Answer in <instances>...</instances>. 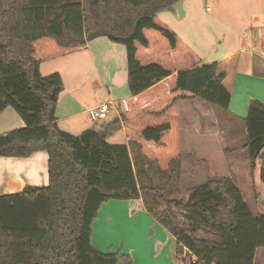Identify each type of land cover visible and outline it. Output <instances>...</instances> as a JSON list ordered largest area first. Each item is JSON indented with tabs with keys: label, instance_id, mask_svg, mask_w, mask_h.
Returning <instances> with one entry per match:
<instances>
[{
	"label": "trees",
	"instance_id": "obj_1",
	"mask_svg": "<svg viewBox=\"0 0 264 264\" xmlns=\"http://www.w3.org/2000/svg\"><path fill=\"white\" fill-rule=\"evenodd\" d=\"M180 1L0 0V114L11 108L24 124L0 135V157H48L47 187L0 197V264H132L121 252L93 248L91 227L106 202L138 199L175 240V256L186 248L204 264H254L264 248V215H251L230 179L208 180L185 200L170 198L181 175L175 104L201 101L227 112L240 62L236 53L204 65L161 22L157 14ZM99 37L126 52L129 98L114 107L127 145L107 141L111 128L79 136L59 129L61 77L39 72L41 63ZM244 129L253 170L264 150L260 102L249 103ZM149 174L159 182L146 181Z\"/></svg>",
	"mask_w": 264,
	"mask_h": 264
},
{
	"label": "crops",
	"instance_id": "obj_2",
	"mask_svg": "<svg viewBox=\"0 0 264 264\" xmlns=\"http://www.w3.org/2000/svg\"><path fill=\"white\" fill-rule=\"evenodd\" d=\"M219 1L216 3L217 13L210 19L204 17L205 13L212 12L209 8L201 15V0H182L171 9L157 14L161 22L190 47L204 65L214 62L212 59L219 49L223 53L222 58L236 53L240 55L227 112L201 101H179L175 104L179 116L181 175L173 183V192L178 191L177 186L182 184L186 174L205 175L208 178L206 181L228 178L239 189L233 175L240 164L238 155L243 161L242 165L248 163L247 152L243 149L244 120L248 106L251 101L264 105V0H227L232 7L229 6L225 11L229 21L226 24L220 21ZM92 44L98 53L100 67L91 54ZM114 44L105 37H99L94 42L87 43V47L80 53L41 63L39 72L42 76L57 73L61 77L63 89L55 109L59 129L79 136L87 130L103 132L106 128H111L108 139L120 136L122 144L127 145L128 138L122 125L115 124L118 114L114 107L115 102L124 103L129 98L127 94L124 95L127 93L126 57L119 44H116L117 47ZM102 45L107 50L117 52L119 64L116 71L109 68L106 55H101ZM62 64L70 66V74L59 70ZM108 102L112 104V112L110 111L108 117L104 120H93L91 112L94 108ZM201 105L210 106V119L203 120L196 113L186 119L184 126L180 110L187 107L195 111L194 106ZM205 117L207 116L204 115L203 118ZM23 127V122L13 109L6 108L0 114V135ZM182 133L186 134L185 145L182 143ZM237 141L240 145L235 147ZM188 161L190 170L185 174ZM47 164L48 157L45 152L35 153L29 158L0 157V197L18 194L26 186L47 187ZM101 221L104 232L96 239L93 227L95 224L100 225ZM92 225L91 244L101 253L119 251L129 256L132 264H174L175 240L146 211L141 199L106 202ZM107 235L111 236L109 241H106ZM101 239H104L103 243Z\"/></svg>",
	"mask_w": 264,
	"mask_h": 264
},
{
	"label": "rangeland",
	"instance_id": "obj_3",
	"mask_svg": "<svg viewBox=\"0 0 264 264\" xmlns=\"http://www.w3.org/2000/svg\"><path fill=\"white\" fill-rule=\"evenodd\" d=\"M218 1L219 0H201V5H200L201 15H203L205 13L206 8H209L210 10H212L211 13H205L204 14L205 19H210L212 15L217 13L218 8L216 7V3H218ZM219 3H221V6H220L221 13L219 15L220 21L223 24H226L229 21H228V19H226L227 16H226L225 11L227 10V8L232 7V5L229 4V2H227V0H220ZM233 7H236L235 4H233ZM200 27H202V26H200ZM202 30H203V27H202ZM201 34H203V32ZM96 39L89 41L88 44L91 43L92 41L94 42ZM96 42H99V41H96ZM94 44H96V43H94ZM92 45H90L91 54H93V56L95 57L96 63L100 67V64L98 61V53L96 52V50L93 49L94 45L93 46ZM114 45L117 47L118 44L117 45L114 44ZM119 46H120V48H122V50H124L125 57H126V52H125L124 47L122 45H119ZM100 51L102 52L101 55H106V58H107L106 60L108 62L107 64H108L109 68L113 71H116V69L118 68L117 66L119 64V57L117 55V52L115 51V53H114V50H107L104 45L100 46ZM125 64H126V62H125ZM61 69L63 70V72H68V73L71 72V68L69 65H63L62 64L59 67L60 71H61ZM111 73H113V72H111ZM69 74H67V77L69 76ZM113 74H115V73H113ZM65 77H66V75H65ZM126 79H127V72H126ZM126 90H127L126 91L127 93H124V95L126 96V94H127V96L129 97V91H128L127 85H126ZM116 96H117V94H116ZM110 109H111V107H110ZM190 109L191 108L186 107V108H182L180 110V108H179V110L182 112V115H181L182 124L183 123L186 124V119L188 117H192L193 114H196V113H199V115L202 116L203 120L204 119H210V116H209V114H211L210 106L209 107H208V105L207 106L201 105L200 107L194 106V109H196L195 111H192ZM189 113H191V114H189ZM204 115L207 117L203 118ZM200 116H198V117L201 118ZM185 135L186 134H183V133L181 134L183 145L186 144ZM108 142L110 144H122V139L120 136H114L113 138L108 139ZM239 143L240 142L237 141L235 144V147H238L240 145ZM235 151H239V150L235 149ZM237 157L239 158L238 161L240 164L236 167V173H234V175H233V180L237 184V186L239 187L241 195H242L243 200H244V203L247 205L251 215L253 217L264 215V204L262 203V201H264V183L260 179V166H261V162H262L261 160L264 159V150L262 152V156L260 157V159H258L255 162V168L253 170H251L248 160H247L248 163L242 165L243 161L241 160L240 155H238ZM189 163H190L189 161L186 163L185 174L189 173L188 172V170H190ZM149 177L154 178L153 183L159 182L158 178H156L155 176H152V174H149V176H147V178L145 180L147 181V179H149ZM207 179L208 178L202 174H196V175L186 174L185 177L183 178L182 184L177 186V188H178L177 192H173L172 189H174L175 187L172 184L171 190H172L173 194H171L172 196H170V198H172V199L179 198V199L185 200L187 198V193H189L194 187L205 183V181ZM163 209H164V206L160 205L158 208H156V214L157 215L160 214L163 211ZM173 213L177 217L179 224H182L183 223L182 214H180L175 209L173 210ZM102 222L103 221H101L100 225L95 224L94 227L92 225V227L95 231V234H96V239H97L99 234H102L104 232V230L102 228V224H103ZM105 238H106V241H109V239H111V236L107 235V237H105ZM101 240L103 243L104 239H101ZM116 252H119V251H116ZM113 253H115V252H113ZM118 264H124V263L120 262ZM256 264H264V248H261L257 251Z\"/></svg>",
	"mask_w": 264,
	"mask_h": 264
},
{
	"label": "built area",
	"instance_id": "obj_4",
	"mask_svg": "<svg viewBox=\"0 0 264 264\" xmlns=\"http://www.w3.org/2000/svg\"><path fill=\"white\" fill-rule=\"evenodd\" d=\"M111 106L112 104L108 102L94 108V110L91 112L92 119L93 120L106 119L110 113ZM174 264H204V263L200 262L199 259L195 257L186 248H183L181 254L175 256Z\"/></svg>",
	"mask_w": 264,
	"mask_h": 264
},
{
	"label": "water",
	"instance_id": "obj_5",
	"mask_svg": "<svg viewBox=\"0 0 264 264\" xmlns=\"http://www.w3.org/2000/svg\"><path fill=\"white\" fill-rule=\"evenodd\" d=\"M223 56V53L221 51V49H219V51L217 52V54L214 56V58L212 59L213 61H217L220 60Z\"/></svg>",
	"mask_w": 264,
	"mask_h": 264
}]
</instances>
